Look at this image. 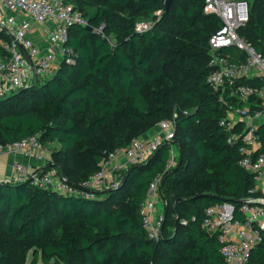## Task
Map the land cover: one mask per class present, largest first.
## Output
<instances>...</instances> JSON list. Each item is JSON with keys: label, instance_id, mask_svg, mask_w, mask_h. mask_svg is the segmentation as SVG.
Here are the masks:
<instances>
[{"label": "trees", "instance_id": "trees-1", "mask_svg": "<svg viewBox=\"0 0 264 264\" xmlns=\"http://www.w3.org/2000/svg\"><path fill=\"white\" fill-rule=\"evenodd\" d=\"M66 1L93 29L71 26V59L52 77L0 100V144L35 133L46 145L57 140L53 166L79 184L109 153L152 134L176 112L175 138L125 170L120 186L93 198L0 182V264H27L30 254V264H225L217 234L202 227L206 209L230 198L243 218L241 205L257 181L240 166L238 144L227 142L220 125L227 105L207 82L209 38L222 20L204 11L205 0H171L169 9L166 0ZM90 5L96 8L87 14ZM142 19H154L152 27L138 31ZM239 33L264 55V0H250ZM5 38L0 30V41ZM259 137L264 147V121ZM174 145L177 162L161 185L163 236L154 241L141 207ZM262 233L249 264L264 263Z\"/></svg>", "mask_w": 264, "mask_h": 264}, {"label": "built area", "instance_id": "built-area-1", "mask_svg": "<svg viewBox=\"0 0 264 264\" xmlns=\"http://www.w3.org/2000/svg\"><path fill=\"white\" fill-rule=\"evenodd\" d=\"M204 11L222 20V26L209 38L210 73L207 77V82L227 105L220 125L229 133L227 142L238 144L242 153L240 166L252 173L257 182L264 181V147L259 137V128L264 121V55L239 33L249 21L250 0H205ZM36 25L41 26L49 38L46 47L34 38ZM74 25L89 26V21L82 11L66 0H0V30L9 36L0 41L3 48L0 53V100L47 78L60 55L64 60L71 59L73 50L66 43ZM151 27L147 22L137 23L138 31ZM241 78H252L260 83L242 82ZM226 96L233 97V103ZM176 129L175 112L172 117L157 123L155 133L135 136L129 145L109 153L100 170L79 184L70 183L67 176L53 166V151L49 152L40 135L35 133L0 144V159L8 153H20L41 161L35 166L15 161L13 176L5 181H27L34 186L93 198L100 191L120 186L121 172L132 164L149 161L165 142L174 140ZM176 160L177 153L172 147L165 171L155 175L141 207L144 226L154 241L162 238L166 219L161 185L165 172L175 166ZM257 190L258 186L252 188L243 201L240 208L243 218L235 216L231 201L217 202L206 209L202 227L217 234L225 264H249L251 251L263 239L264 193L256 194ZM160 200L164 205L162 210L158 208ZM180 221L187 222L185 219Z\"/></svg>", "mask_w": 264, "mask_h": 264}, {"label": "crops", "instance_id": "crops-1", "mask_svg": "<svg viewBox=\"0 0 264 264\" xmlns=\"http://www.w3.org/2000/svg\"><path fill=\"white\" fill-rule=\"evenodd\" d=\"M34 38L37 42H39L42 46L46 47L49 42H48V38L47 36L43 33L42 30H38L37 28H35L34 31ZM156 131V130H155ZM154 130H152L151 132H155ZM52 143V142H50ZM45 147L49 150V152L53 149L51 148V146L49 145V143L46 145ZM177 147L176 145L173 146V149ZM176 151V150H175ZM177 156H178V148H177ZM53 158V156H52ZM24 161L26 163H30L32 165H39L41 164L40 160H37L34 157L31 156H25L23 154L20 153H8L5 154L3 156H1L0 159V179H11V177L13 176V166H14V162L15 161ZM257 186H258V190H261L262 193H264V181H259L257 182Z\"/></svg>", "mask_w": 264, "mask_h": 264}, {"label": "rangeland", "instance_id": "rangeland-1", "mask_svg": "<svg viewBox=\"0 0 264 264\" xmlns=\"http://www.w3.org/2000/svg\"><path fill=\"white\" fill-rule=\"evenodd\" d=\"M95 8H96V6H94V5H90V6H88V7H87V14H88V13H91ZM160 13H161V11L157 12L156 14H157V15H161ZM139 22H147V23H149V24L152 25V24L154 23V19H153V20H152V19H142V20H140ZM35 28H37L38 30H42V31H43V29H42L41 26H39V25H36ZM73 33H74V31H73ZM47 38H48V37H47ZM110 38H111L112 40L114 39V38H113V34H110ZM48 42H49V38H48ZM63 62H64V58H63L62 55H60V57L58 58V60L54 62V64H53V69H52L51 72L49 73V76H48V77H52V75L55 74V73L58 71V69H59L60 66L63 64ZM48 77H47V78H48ZM47 78L40 79L38 82L40 83V82L46 80ZM23 89H26V88H22L21 90H23ZM49 145L51 146L52 149H57V150L59 149V143H58L57 140L52 141V143H49ZM174 149H175L176 152H177V147H175ZM121 174H122V175H121V178H122V177H123V173L121 172ZM5 180H6V179H5ZM5 180H4V179H0L1 182H2V181H5ZM163 206H164V205H163L162 201L160 200V201L158 202V208H159V210H162V209H163ZM171 218H172V213H171V214L169 213V219H168L169 224L167 225L168 227H169V226L171 227ZM177 218H178V217H177ZM31 257H32V255L30 254L29 259H28V261H27V264H30ZM38 262H39V264H42V261H41V260H39Z\"/></svg>", "mask_w": 264, "mask_h": 264}, {"label": "water", "instance_id": "water-1", "mask_svg": "<svg viewBox=\"0 0 264 264\" xmlns=\"http://www.w3.org/2000/svg\"><path fill=\"white\" fill-rule=\"evenodd\" d=\"M170 3H171V0H166L165 4H166V9H169V6H170ZM87 28L89 30H92L93 27L91 25L87 26ZM20 49L22 50V52L24 53L26 59L32 64V61L30 59V57L28 56V54L26 53V51L24 50V48L21 46ZM1 182V181H0ZM224 201H233L232 199L230 198H224ZM245 201V200H244Z\"/></svg>", "mask_w": 264, "mask_h": 264}]
</instances>
